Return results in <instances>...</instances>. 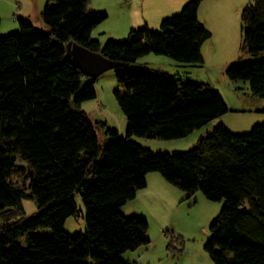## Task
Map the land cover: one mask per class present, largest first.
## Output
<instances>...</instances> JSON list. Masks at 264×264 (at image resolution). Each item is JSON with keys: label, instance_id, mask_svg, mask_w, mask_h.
<instances>
[{"label": "trees", "instance_id": "16d2710c", "mask_svg": "<svg viewBox=\"0 0 264 264\" xmlns=\"http://www.w3.org/2000/svg\"><path fill=\"white\" fill-rule=\"evenodd\" d=\"M89 1L47 0L41 12L47 29L19 20L15 32L0 35V264H128L121 255L149 243L148 224L120 207L145 187L150 172L188 195L201 191L208 200H225L204 245L213 264H264V123L243 135L219 124L186 151H154L128 140L183 138L229 111L204 82L126 68L149 52L202 64L201 45L211 37L197 19L202 0H188L157 30L144 25L103 45L91 31L106 14L88 9ZM240 26L249 57L225 74L247 81L251 94L264 99V0L242 8ZM68 42L118 62L114 95L126 137L96 122L107 136L98 145L94 123L79 109L95 97L96 79L65 60ZM75 192L86 228L70 236L63 224L77 211ZM24 197L34 200L38 213L20 217ZM41 228L51 235L33 232ZM24 235L25 246L17 241ZM163 235L168 252L182 242L168 230Z\"/></svg>", "mask_w": 264, "mask_h": 264}, {"label": "rangeland", "instance_id": "374dc122", "mask_svg": "<svg viewBox=\"0 0 264 264\" xmlns=\"http://www.w3.org/2000/svg\"><path fill=\"white\" fill-rule=\"evenodd\" d=\"M244 1L246 2V0ZM253 1L254 0H247V4L253 3ZM90 2L98 8L107 6L100 3L99 0H90ZM108 4H113L111 9L110 6L106 8L108 10V18L99 22L91 31V38L97 39L101 45L108 40L119 39L112 38L111 35H114L116 30H120L121 28V20H118L117 13L112 11L115 3H113V0H110ZM222 4L223 6L219 4V7L216 8L217 6L212 0L205 1L204 6L201 7L200 10V20L203 21V19H207L208 25L213 28L221 26V30L225 33L224 35L227 38L226 43L221 45L218 44L217 48L207 53L205 64L197 66L189 65L178 62L166 55L149 52L138 57L136 61L128 63L126 68L129 70L167 72L182 80L211 81L212 86H210V88L217 92L219 91V94L221 93L220 95L227 108L229 106L236 107L235 105L237 104L231 102L235 97L244 100L246 94L252 96L250 95L249 83L244 80H229L225 74V70L236 60L247 59L249 54L242 48V32L240 26V13L242 9L239 8L237 12L234 11L236 5V1L234 0L222 1ZM88 7L90 8V4H88ZM218 11H221V13L223 12V15H220ZM128 16L129 15H126L125 17ZM44 29H47V26ZM150 29L157 30L158 26ZM15 31L16 30L5 31L0 33V35H8ZM126 36L121 37L125 38ZM86 81L87 80H84L83 83ZM117 88L115 70L109 69L97 77L93 83L95 97L83 101L79 107L90 121L94 123L95 133L100 147L105 145L107 136L104 134V126L96 122H106L108 126L114 127L117 130L119 136L126 137V118L114 95V91ZM252 98H254L256 102L264 104V99L257 97ZM240 107L244 108H236L239 109L238 111L228 108V112L210 121L209 131L220 124H214L216 120L224 121V127L235 135L247 134L253 126L264 123V112H257L254 104L249 103ZM201 128L193 132H197ZM191 134L192 132L179 139H151L132 135L128 140L154 151H186L194 146L190 139L192 138L190 137L192 136ZM17 164L24 167L26 166L25 162L20 160H18ZM12 180L18 185H21L23 182L17 175H15ZM74 202L77 211L75 214L66 218L63 224V230L70 236L83 234L86 228V211L80 192H75ZM21 203L24 213L20 217L27 218L39 212L33 199L24 197ZM224 203V199L216 201L208 200L201 191H196L184 201H180L174 205L171 210L170 225L167 230L173 232L176 236H180L182 242L179 240L174 243L175 249L173 252H168L166 250L170 256L169 258H171L169 259L171 264H213L208 253L204 249V245L210 237L209 225L217 216ZM33 232L43 236L51 235L50 228H41ZM26 237L27 235L20 237L17 240L18 243L25 246L27 243Z\"/></svg>", "mask_w": 264, "mask_h": 264}, {"label": "crops", "instance_id": "0c3cea01", "mask_svg": "<svg viewBox=\"0 0 264 264\" xmlns=\"http://www.w3.org/2000/svg\"><path fill=\"white\" fill-rule=\"evenodd\" d=\"M99 1L103 3V5H107L108 8L110 6V9L111 6L113 7V4H108L110 0ZM187 1L188 0H113L115 5L112 11L116 12L117 19L121 20V28L120 30H116L111 37L122 38L126 36L130 30L144 25L150 28H154L155 26L159 27L161 20L178 13ZM205 1L209 0L201 1L197 11V19L211 32V37L201 45V54L203 57L202 64L206 63L207 53L217 48L218 44L221 45L226 43L227 39L224 35L225 33L221 30V26L213 28L208 25L207 19H203V21L200 20V10L201 7L204 6ZM212 1L217 6L216 8H218L219 4L223 6L224 3L222 4V1L225 2L226 0ZM234 1H236L235 12H237L239 8L242 9L247 4V0L246 2L244 0ZM46 2L47 0H0V33L17 30L19 20L29 21L33 25L44 29L46 25L41 19V12ZM88 4H90V8L88 7V9L104 12L106 14L105 19L108 18L107 6L98 8L96 5L91 4V2ZM218 13L223 15L221 11H218ZM126 15L129 16L125 17ZM204 83L212 86L211 81H204ZM252 97L254 96H249L247 94L244 100L235 97L231 102L237 104L235 105L236 107L229 106L228 108L238 111L239 109L236 108H244L240 106H245V104L250 103L256 106L257 112H264V104L256 102ZM210 123L197 132H192V136H190L192 138L190 139L194 145L199 137L209 131ZM217 123L222 125L225 124L222 120H216V122H214V124ZM189 196L190 195L186 192L168 183L159 173H148L146 175L145 187L139 189L133 199L122 205L120 211L125 216H141L147 221V236L149 238V243L138 247L134 251L123 253L121 255L122 260L128 264H171L169 260L171 258H169L170 256L166 251V240L162 232L167 230L170 225L169 220L174 205L180 201H184Z\"/></svg>", "mask_w": 264, "mask_h": 264}, {"label": "water", "instance_id": "95a60500", "mask_svg": "<svg viewBox=\"0 0 264 264\" xmlns=\"http://www.w3.org/2000/svg\"><path fill=\"white\" fill-rule=\"evenodd\" d=\"M51 41L54 45H59L57 40ZM65 60L91 79H96L105 71L114 69L118 65V62L105 58L99 52L90 51L71 42L66 44Z\"/></svg>", "mask_w": 264, "mask_h": 264}]
</instances>
